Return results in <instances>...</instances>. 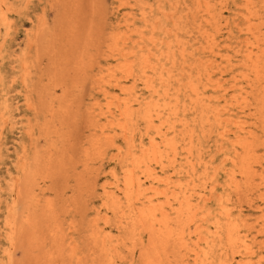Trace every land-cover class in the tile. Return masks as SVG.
<instances>
[{
  "label": "rangeland",
  "instance_id": "rangeland-1",
  "mask_svg": "<svg viewBox=\"0 0 264 264\" xmlns=\"http://www.w3.org/2000/svg\"><path fill=\"white\" fill-rule=\"evenodd\" d=\"M87 1L0 0V264H264V0Z\"/></svg>",
  "mask_w": 264,
  "mask_h": 264
},
{
  "label": "bare ground",
  "instance_id": "bare-ground-1",
  "mask_svg": "<svg viewBox=\"0 0 264 264\" xmlns=\"http://www.w3.org/2000/svg\"><path fill=\"white\" fill-rule=\"evenodd\" d=\"M87 1V0H86ZM92 1V0H91ZM88 2V1H87ZM86 3V2H85ZM94 6V5H93ZM63 25V24H62ZM43 27H44V25H43ZM44 29V28H43ZM64 30V29H63ZM51 33V30H49V31H46V30H44L43 31V35H42V44H41V46H43L44 45V43H45V41H46V39H48V33ZM72 36V35H71ZM70 36V37H71ZM73 38V37H72ZM255 39H256V37H254ZM254 39V40H255ZM214 40V39H213ZM257 40V39H256ZM212 42V41H211ZM41 46H40V48H41ZM39 51H40V49H39ZM262 51H264V50H262ZM261 52V51H260ZM58 53V52H57ZM262 53H264V52H262ZM260 54V53H259ZM257 55H258V53H257ZM255 58V57H254ZM247 59H248V61H249V63H250V61L252 60V55L251 54H249L248 56H247ZM258 59H260V57L258 58ZM226 61H227V63L228 64H230V59L229 58H227L226 59ZM257 61H259V60H257ZM63 63V62H62ZM259 63H260V61H259ZM253 64H255V62L253 63ZM256 64L257 65H259L257 62H256ZM65 65V64H64ZM256 65V66H257ZM255 66V67H256ZM256 68H259V66L258 67H256ZM68 69V68H67ZM70 71H71V69H70ZM260 72H256V75L257 76H259L260 74H259ZM258 78V77H257ZM261 81V80H260ZM131 102H125V106H126V108L124 109V112L125 113H129L130 111H132V108H131ZM150 119V118H149ZM160 119V118H159ZM152 121H153V119H152ZM157 134H159L160 135V132L158 133L157 132ZM161 135H162V133H161ZM164 136V135H163ZM109 142V141H108ZM153 145V144H152ZM170 146V145H169ZM153 150H154V154H156V162H159L158 160H159V155L161 154V148H160V146L159 145H157V144H155V145H153ZM176 150L174 149V152H175ZM176 154V153H175ZM43 159V158H42ZM172 163V162H171ZM174 164V163H173ZM68 167V166H67ZM60 169V168H59ZM37 170H38V168H37ZM51 173V172H50ZM151 175V174H150ZM137 175L135 174V173H133V172H131V175H130V180H129V188L130 189H132L133 190V193H132V195L130 196L131 198H136V197H138V195H139V193H140V190H141V187H142V184H141V181H140V179L138 178V177H136ZM177 193V192H176ZM178 194V193H177ZM180 194V193H179ZM178 194V195H179ZM173 195H174V193H173ZM176 195V194H175ZM173 196L174 198H176L178 201H179V204H180V208L182 207V202H181V200L177 197V195L176 196ZM186 195V194H185ZM188 198V197H187ZM186 199V198H185ZM185 201H187V200H185ZM190 201V200H189ZM188 205V204H187ZM187 205H185L186 207H187V209H186V211H188V213L190 212V206L191 205H189V206H187ZM130 208H132L130 211H131V214L132 213H134L135 211H136V209L134 208V206H133V204H131V206H130ZM179 208V209H180ZM185 210V209H184ZM136 214H139V212L138 211H136ZM177 214H178V216L179 217H181L182 216V214H184L183 213V210H182V208H181V210H179V211H177ZM186 214V213H185ZM162 215H163V217L164 218H166V213L164 212V213H162ZM189 215V214H188ZM187 216V215H186ZM140 217H141V221H140V223H141V226L144 228L145 227V225L147 224V221L149 220V219H146L144 216H143V214L140 212ZM135 230V229H134ZM135 232V231H134ZM149 232H150V234L151 235H155L156 236V229H155V224H154V221L152 222V224H150V227H149ZM151 237V236H150ZM181 240V239H180ZM181 242V241H180Z\"/></svg>",
  "mask_w": 264,
  "mask_h": 264
}]
</instances>
